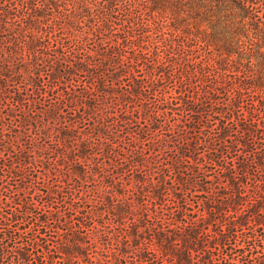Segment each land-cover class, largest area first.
Returning a JSON list of instances; mask_svg holds the SVG:
<instances>
[{
	"label": "trees",
	"instance_id": "obj_1",
	"mask_svg": "<svg viewBox=\"0 0 264 264\" xmlns=\"http://www.w3.org/2000/svg\"><path fill=\"white\" fill-rule=\"evenodd\" d=\"M0 264H264V0H0Z\"/></svg>",
	"mask_w": 264,
	"mask_h": 264
}]
</instances>
